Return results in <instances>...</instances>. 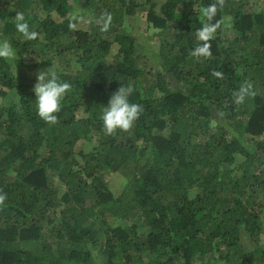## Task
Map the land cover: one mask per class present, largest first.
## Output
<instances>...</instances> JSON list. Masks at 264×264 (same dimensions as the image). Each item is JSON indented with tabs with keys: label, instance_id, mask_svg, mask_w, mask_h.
Segmentation results:
<instances>
[{
	"label": "trees",
	"instance_id": "16d2710c",
	"mask_svg": "<svg viewBox=\"0 0 264 264\" xmlns=\"http://www.w3.org/2000/svg\"><path fill=\"white\" fill-rule=\"evenodd\" d=\"M214 2L0 0V39L16 53L0 58V264H93L91 246L94 264H264V9L225 0L213 22L229 16L231 34L223 24L211 57L197 59L199 8ZM17 11L36 40L17 32ZM141 12L138 33L129 19ZM51 66L71 84L55 124L39 118L36 83L21 78ZM249 80L255 95L236 105ZM122 84L144 111L107 135L102 108ZM80 142L91 148L77 151Z\"/></svg>",
	"mask_w": 264,
	"mask_h": 264
},
{
	"label": "clouds",
	"instance_id": "9594fccd",
	"mask_svg": "<svg viewBox=\"0 0 264 264\" xmlns=\"http://www.w3.org/2000/svg\"><path fill=\"white\" fill-rule=\"evenodd\" d=\"M225 6V0H215L214 3L199 8L200 16L202 17V26L195 32V39L198 41L196 47L191 50L190 55L197 59L211 57V43L217 31L224 24V18L215 20L219 10ZM197 4L193 11H196ZM113 17L110 13H103L97 17V24L101 31L107 32L112 25ZM15 28L22 35L24 40L33 41L39 36L35 30H31L29 23L26 21L25 15L17 11L14 17ZM70 28L75 27L74 24H69ZM16 55L11 43L8 39H0V58L8 59ZM212 76L223 78V72L213 70ZM37 82L32 89L36 96V109L39 118L48 124L58 122L57 113L61 110V101L68 92L71 91L69 82L61 81L53 66L47 69H40L36 73ZM254 85L249 81L243 82L238 91L233 93V102L236 105H241L249 97L255 95L253 90ZM134 92L131 85L120 86L110 97L107 106H103L101 112V120L103 130L107 135H113L120 131H129L143 113V105L132 103L129 97ZM223 115V113H220ZM7 199V194L0 192V206L4 205Z\"/></svg>",
	"mask_w": 264,
	"mask_h": 264
},
{
	"label": "rangeland",
	"instance_id": "374dc122",
	"mask_svg": "<svg viewBox=\"0 0 264 264\" xmlns=\"http://www.w3.org/2000/svg\"><path fill=\"white\" fill-rule=\"evenodd\" d=\"M160 2V0H158ZM252 5L254 6L255 10H260V9H264V3L262 0H252ZM71 16L72 18L74 19H77V23L76 25L78 27H83V28H89L90 26V17L87 16L86 14L82 13V11H80L79 9L77 8H73L72 11H71ZM132 21L131 25L133 27V30H136V32L138 33H142L140 30H143L146 25H147V21H146V13L145 12H141L139 14H137L136 16L132 17L129 19V22ZM230 17L229 16H226L225 19H224V29L225 31L230 35L231 34V29H230ZM151 43H155V40L152 41V38H151ZM152 49L153 51L150 52L149 50H145L144 51V54H145V58H146V62H148V66L151 67L153 64V61L152 59L154 58V56L157 55V50L155 48V45L152 46ZM117 48L115 47L111 56L116 52ZM152 58V59H151ZM21 78L23 80H32L33 82H37V79H36V72H33V73H30V74H21ZM91 148V144H88V143H83V142H80L77 146V151H80V150H84V151H87ZM240 163V157H238L237 161L232 165V166H236V165H239ZM125 178L124 176H122L121 174L119 173H116V174H113L112 178H111V188L112 190L116 193V194H119L120 191L122 190L123 188V185L125 183ZM243 244L247 247V248H250L254 246V243L253 241L250 239L249 236H246L244 235L243 237ZM91 257H92V262L91 263H98L96 261H101L102 260V257L101 254H100V247L96 248L95 246H91ZM93 263V264H94ZM199 264H207L206 261L202 260L201 262H199Z\"/></svg>",
	"mask_w": 264,
	"mask_h": 264
}]
</instances>
